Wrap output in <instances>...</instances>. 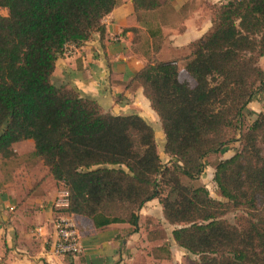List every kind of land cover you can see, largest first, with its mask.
Returning a JSON list of instances; mask_svg holds the SVG:
<instances>
[{"label": "trees", "instance_id": "trees-1", "mask_svg": "<svg viewBox=\"0 0 264 264\" xmlns=\"http://www.w3.org/2000/svg\"><path fill=\"white\" fill-rule=\"evenodd\" d=\"M133 2L136 11L160 5ZM116 3L0 0L7 10L0 14V157L33 140V154L67 190L66 211L94 228L127 223L136 231L140 209L157 199L175 244L198 256L195 264H264V112L249 126L244 119L256 95L264 100V0L212 6L211 28L189 43L182 63L154 56L133 77L159 117L170 164L140 115L104 112L52 81L65 47L103 33ZM235 141L239 149L214 166L222 199L183 182Z\"/></svg>", "mask_w": 264, "mask_h": 264}, {"label": "crops", "instance_id": "crops-1", "mask_svg": "<svg viewBox=\"0 0 264 264\" xmlns=\"http://www.w3.org/2000/svg\"><path fill=\"white\" fill-rule=\"evenodd\" d=\"M223 1L158 0V8L136 11L133 0H116L102 19L104 32H93L72 54L59 56L52 81L96 100L104 112L138 114L154 130L162 131L157 113L132 79L154 56L182 63L190 53L189 43L211 28L212 6ZM2 10L6 15L7 10ZM12 150V157H0V264H150L155 258L151 250L158 246L155 236H162L160 229L168 230L172 250L180 248L157 199L140 209L136 231L127 223L94 228L87 218H76L67 206L56 205L67 190L33 154V140L17 142ZM60 217L77 223L80 254L50 252Z\"/></svg>", "mask_w": 264, "mask_h": 264}, {"label": "rangeland", "instance_id": "rangeland-1", "mask_svg": "<svg viewBox=\"0 0 264 264\" xmlns=\"http://www.w3.org/2000/svg\"><path fill=\"white\" fill-rule=\"evenodd\" d=\"M5 13L0 8V14ZM264 64V61L261 60V65ZM259 112H264V100L261 99L259 95H256L253 100L248 104L247 111L244 114L245 126H249L255 118V115ZM156 142L158 145V152L160 154L161 160L165 164H170L171 158L164 153V134L162 131L154 130ZM161 134V135H159ZM239 142L235 141L227 146H225L219 153L210 154L205 159V169L201 176L194 180H189L185 177L182 178L185 184L198 186L204 185L210 196L214 199H222L219 195L217 184L214 181V171L215 164L219 159L227 158L229 155H233L239 149ZM230 220L234 219V214L227 216ZM160 234L162 236H155L158 240V246L153 247L151 252L155 255V258H152L150 264H195V260L198 259V256L188 254L184 249L174 248L172 250V245L166 236L168 230L160 229Z\"/></svg>", "mask_w": 264, "mask_h": 264}, {"label": "built area", "instance_id": "built-area-1", "mask_svg": "<svg viewBox=\"0 0 264 264\" xmlns=\"http://www.w3.org/2000/svg\"><path fill=\"white\" fill-rule=\"evenodd\" d=\"M75 45H67L63 55H70L75 50ZM57 206H68L67 195L56 201ZM56 237L51 246L54 255H77L83 250L81 234L71 217H60L55 222Z\"/></svg>", "mask_w": 264, "mask_h": 264}]
</instances>
